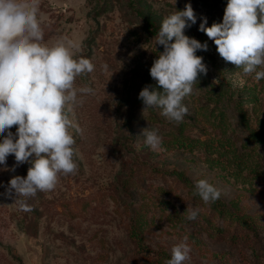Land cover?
I'll list each match as a JSON object with an SVG mask.
<instances>
[{"label": "rangeland", "instance_id": "1", "mask_svg": "<svg viewBox=\"0 0 264 264\" xmlns=\"http://www.w3.org/2000/svg\"><path fill=\"white\" fill-rule=\"evenodd\" d=\"M188 3L197 22L184 34L207 43L196 53L207 74L198 75L183 101L189 112L176 123L158 107L144 110L139 93L157 89L149 70L163 51L155 39L162 20ZM226 4L40 0L42 43L66 36L79 44L74 53L95 68L74 86L94 94L78 93L83 102L70 116L82 129L74 135L77 171L27 198L32 211L7 194L30 165H16L14 155L0 165V264H166L180 243L191 249L184 264H264V79L225 62L199 31L204 18L206 27L222 22ZM233 79L244 86L233 88ZM145 128L161 137L156 150L144 144ZM200 179L220 199L194 195ZM186 210H198L196 219Z\"/></svg>", "mask_w": 264, "mask_h": 264}, {"label": "clouds", "instance_id": "2", "mask_svg": "<svg viewBox=\"0 0 264 264\" xmlns=\"http://www.w3.org/2000/svg\"><path fill=\"white\" fill-rule=\"evenodd\" d=\"M39 5L40 0H0V165H6L9 155H14L16 165H30L26 177L14 176L7 188L9 195L14 191V202L24 212L32 211L27 198L38 191H52L59 174L77 171L74 135L82 129L70 116L74 106L83 102L78 101V93L94 94L92 87L74 86L78 76L95 68L89 58L74 53L79 44L66 36L51 46L42 43ZM196 22L190 3L162 20L155 39L163 51L149 70L157 89L162 90L145 86L139 93L144 110L158 107L161 115L176 123L183 122L189 112L183 101L192 93L198 75L207 74L203 57L196 55L208 50L207 43L184 34ZM206 24L204 18L199 31L214 42L225 62L245 75L255 73L257 81L264 79V0H227L222 22ZM102 67L107 70L106 64ZM244 83L242 79L231 81L233 88H242ZM142 136L152 150L161 145L157 130L145 128ZM194 195L212 203L220 199L221 191L200 179ZM186 211L187 220L196 219L198 210ZM190 251L186 243L173 246L166 264H184Z\"/></svg>", "mask_w": 264, "mask_h": 264}]
</instances>
